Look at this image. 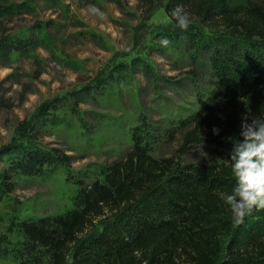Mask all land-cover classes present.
<instances>
[{"label": "rangeland", "instance_id": "1", "mask_svg": "<svg viewBox=\"0 0 264 264\" xmlns=\"http://www.w3.org/2000/svg\"><path fill=\"white\" fill-rule=\"evenodd\" d=\"M165 2L0 0L9 36L0 54V264H32L20 223L76 209L81 185L102 180L135 135L156 156H179L182 122L216 103L219 78L199 34L220 33L191 23L190 37L165 34L181 30ZM35 149L68 163L32 169L26 153ZM182 157L213 160L207 145ZM125 221L108 213L96 228Z\"/></svg>", "mask_w": 264, "mask_h": 264}, {"label": "trees", "instance_id": "2", "mask_svg": "<svg viewBox=\"0 0 264 264\" xmlns=\"http://www.w3.org/2000/svg\"><path fill=\"white\" fill-rule=\"evenodd\" d=\"M181 2L196 30L220 33L199 34L219 78L216 103L182 122L181 155L156 156L135 135L132 148L106 167L102 180L81 185L76 209L22 221L32 264H264V210L237 225L220 199L236 184L229 159L233 139H242V115L259 116L264 106V0H166L173 22L171 11ZM1 24L0 54L9 39ZM173 33L191 34L165 31ZM205 145L213 160L182 157ZM26 157L32 169L68 163L64 153L35 149ZM130 209L141 211L127 218ZM108 213L126 221L117 229H97Z\"/></svg>", "mask_w": 264, "mask_h": 264}, {"label": "clouds", "instance_id": "3", "mask_svg": "<svg viewBox=\"0 0 264 264\" xmlns=\"http://www.w3.org/2000/svg\"><path fill=\"white\" fill-rule=\"evenodd\" d=\"M171 16L181 30L186 31L192 23L182 2L172 9ZM161 42L162 46L170 43L166 37H162ZM240 128L242 139H233L229 159L236 184L230 193H220V199L229 206L233 223L237 225L254 211L264 210V106L259 116L242 115ZM212 131L214 135L220 133L219 128Z\"/></svg>", "mask_w": 264, "mask_h": 264}]
</instances>
